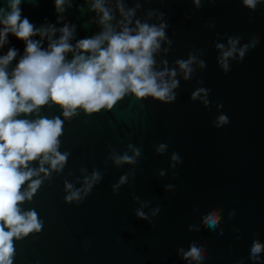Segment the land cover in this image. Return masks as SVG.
<instances>
[{"label":"water","instance_id":"obj_1","mask_svg":"<svg viewBox=\"0 0 264 264\" xmlns=\"http://www.w3.org/2000/svg\"><path fill=\"white\" fill-rule=\"evenodd\" d=\"M102 2L114 33L128 27L135 35L137 22L166 25L152 70L165 72L164 82L179 81L172 89L176 99L162 102L128 91L112 108L98 112L78 107L65 117L64 109L49 101L17 115L29 121L59 118L57 151L67 159L57 169L50 162L41 165L43 155L28 162L38 174L20 192L34 180L41 184L17 206L21 214L34 211L41 228L13 237L12 264H197L184 258L193 243L203 249L199 264H264V251L258 260L250 259L253 241L264 245V0L255 9L243 0H199V5L195 0ZM10 3L0 0V18L11 11ZM95 3L64 0L58 11L56 0H21L19 7L35 29H50L43 37H30L43 50L59 41L60 29L68 26L73 50L64 55L71 62L74 54H81L75 47L79 40L105 30ZM129 11L133 14L127 17ZM6 40L0 57L10 48L17 51L6 68L11 74L26 45L11 33ZM230 40L238 42L225 61L231 69L225 73L220 61L233 47ZM245 45L248 50L240 61ZM191 57L192 72L185 79L177 61ZM201 88L210 91L193 100ZM222 115L227 123L220 124ZM124 155L134 163H118ZM41 166L45 171H39ZM74 191L79 199L67 202ZM212 211L220 216L215 230L203 222Z\"/></svg>","mask_w":264,"mask_h":264},{"label":"clouds","instance_id":"obj_2","mask_svg":"<svg viewBox=\"0 0 264 264\" xmlns=\"http://www.w3.org/2000/svg\"><path fill=\"white\" fill-rule=\"evenodd\" d=\"M20 2L21 0H11V11L0 18V24L3 25L0 30V46L7 42L9 33L26 45L25 55L11 74L6 68L16 57L17 51L10 48L6 55L0 57V264H12L13 237L19 239L22 235L41 228L34 211L21 214L17 206L26 198L31 199L41 184L40 180H34L28 185L27 191L20 192L21 186L38 174L28 168V162L43 155L41 165L50 162L51 167L57 169L67 159V154L57 151L58 137L62 132V121L59 118L29 121L17 119L18 114L31 113L49 101L63 108L65 117L72 116L78 107L88 113L98 112L105 107L112 108L128 91L135 93L137 97L151 96L162 102H172L176 99V93L172 89L179 86L177 80H172L170 84L164 82L165 72L152 70L153 53L160 47L158 40L165 37L166 25L156 27L137 22L138 32L135 35L131 34L132 30L128 27L120 33H114L106 23L112 19L109 11L104 8L102 0H96L93 7L103 14L101 23L105 25V30L92 38L79 40L75 47L81 50V54H74L71 62H66L64 54L73 50L68 43L72 31L66 25L60 29L62 36L59 41L51 42L49 50H43L40 42L33 41L30 37L37 34L43 37L50 29H35L26 17L22 18ZM195 2L199 5V0ZM63 3L64 0H56L58 11L62 10ZM243 3L255 9L258 0H243ZM120 11L124 14L122 6ZM3 13L4 10L0 9V14ZM132 14L129 11L125 15L130 17ZM105 42L107 47L102 48ZM237 42L230 40L233 47L223 52L220 67L225 73L231 70L225 61L233 56ZM217 47L223 48V45L218 44ZM247 50L248 45L240 50V61L245 58ZM194 59L191 57L188 61H177L185 71V79L190 78L192 69L189 65ZM201 66H204L203 61ZM171 75H176L175 70H172ZM208 91L210 90L198 89L191 98L195 100L201 92L207 95ZM205 103L208 101L205 100ZM218 119L220 124L228 122L226 115ZM163 147L161 145V149ZM136 155H139V150ZM172 159L177 160L178 157L173 155ZM117 162L134 163V159L124 155ZM22 168L28 170L21 171ZM39 171L45 170L41 166ZM97 178L98 174L94 173L92 180ZM124 179L121 178V183ZM71 187L70 184L66 185L68 189ZM79 195V191H74L65 199L71 202L79 199ZM137 215L145 218L143 213L138 212ZM203 222L209 229L215 230L220 223V216L216 211L209 212L203 217ZM262 251L264 245L254 240L250 248V259L258 260ZM184 258H191L199 264L205 257L203 249L193 243L184 253Z\"/></svg>","mask_w":264,"mask_h":264}]
</instances>
